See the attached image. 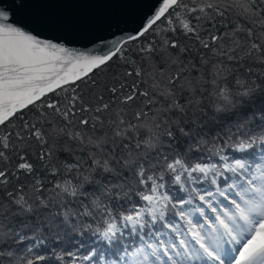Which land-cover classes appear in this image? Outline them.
<instances>
[{"label":"snow or ice","instance_id":"obj_1","mask_svg":"<svg viewBox=\"0 0 264 264\" xmlns=\"http://www.w3.org/2000/svg\"><path fill=\"white\" fill-rule=\"evenodd\" d=\"M29 7L0 0V261L264 264V0H158L86 43Z\"/></svg>","mask_w":264,"mask_h":264},{"label":"water","instance_id":"obj_2","mask_svg":"<svg viewBox=\"0 0 264 264\" xmlns=\"http://www.w3.org/2000/svg\"><path fill=\"white\" fill-rule=\"evenodd\" d=\"M11 4V0H8ZM30 6L23 12H18L16 19H22L25 14L33 11H48L66 21L74 31H86L102 20H116L120 22L124 35L139 28L151 15L158 0H27ZM113 32L120 34L118 28ZM64 35L77 43H86L93 38L94 32L49 33ZM73 47L83 48V44Z\"/></svg>","mask_w":264,"mask_h":264},{"label":"trees","instance_id":"obj_3","mask_svg":"<svg viewBox=\"0 0 264 264\" xmlns=\"http://www.w3.org/2000/svg\"><path fill=\"white\" fill-rule=\"evenodd\" d=\"M194 15H195V14H193V16H194ZM232 19L235 20V17H232ZM191 23H192V24H197V21H196L195 19H192V20H191ZM223 23H227V21H224ZM200 26H201V35H203V34H204V30H205V28H206V25L201 24ZM161 28L166 29V28H167V25H166V24H162V25H161ZM169 35H171V33H169ZM176 35H177L180 39L185 40V38L182 36V34H181L179 31L176 33ZM185 43L188 44L190 47H192L194 50H198V49H199L198 42H195L194 40H185ZM101 79H103V77H102ZM252 106H253L254 108H255V107H261V106H264V97H257V98L254 100ZM246 107H247V106H246ZM220 115L223 116L224 119L221 120V119H220V116H217V117H216V123H223V124H225V125H230V124L232 123V121L229 119V116L231 115L230 112H229V113H222V114H220ZM0 132H2V130H0ZM64 147H69V145H64ZM70 147H71V150H72L73 152L79 153V152L82 151L79 147H76L75 145H72V146H70ZM36 155H37V152L35 151V146H34L33 149H32V159H33V160L36 158ZM64 156H67V153H66V152H65V153H62V152L58 149L57 152H56V157H54V160H55V159L63 158ZM13 163H15V161H13ZM9 167H11V165H9ZM37 168H40V165H39V164H37ZM42 172H43V170L41 169V173H42ZM51 179H52V177H50V176L46 177V182L49 181V180H51ZM165 179L167 180L168 178L165 177ZM21 180H23V177H22V176H21ZM11 183H17V181L12 180ZM24 183H25L26 185H28V188L26 189V195H29V196L32 195V192H31V190H30V189H31V185H30L29 181H26V180H25ZM169 190H170V191H174L173 188H169ZM133 199H135V198H133ZM122 210H123V209H122ZM85 239H87V236L85 237ZM89 247H90V245L85 244L84 247L77 248L75 242H73V243H69V244H65V245H64V249H65L66 251L70 250V251H73V252L76 253V256H77V264H90L89 261H85V260L83 259V257L88 253V251H89ZM58 251H59V249H58ZM67 259H70V258H66V260H67ZM0 264H7V261H0Z\"/></svg>","mask_w":264,"mask_h":264}]
</instances>
